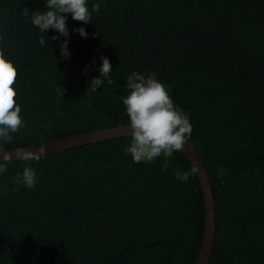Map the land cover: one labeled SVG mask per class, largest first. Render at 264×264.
I'll return each mask as SVG.
<instances>
[{"label": "trees", "instance_id": "trees-1", "mask_svg": "<svg viewBox=\"0 0 264 264\" xmlns=\"http://www.w3.org/2000/svg\"><path fill=\"white\" fill-rule=\"evenodd\" d=\"M97 2L92 23L68 14L66 38L21 15L46 10L44 0H0V47L18 69L25 120L4 150L127 125L128 75L155 72L189 115L187 144L209 177L207 264H264V0H87L89 9ZM80 27L86 38L73 31ZM101 56L113 82L86 90ZM129 144L124 136L9 161L0 173V264H195L201 187L196 175L174 176L191 164L181 152L166 171L163 156L134 163ZM25 166L36 170L34 188L15 183Z\"/></svg>", "mask_w": 264, "mask_h": 264}, {"label": "clouds", "instance_id": "clouds-1", "mask_svg": "<svg viewBox=\"0 0 264 264\" xmlns=\"http://www.w3.org/2000/svg\"><path fill=\"white\" fill-rule=\"evenodd\" d=\"M101 3H93L91 10L87 0H44V11H34L29 14L27 8L22 9L21 15L30 18L33 26L41 33H47L49 29L68 37L67 16L85 24L92 23V13L99 12ZM81 37L86 38L87 32L83 27L73 29ZM3 37L0 36V40ZM53 35L41 36L38 40L40 46H49V40H56ZM68 40L60 44V55L65 59L70 57L67 48ZM97 77L92 78L86 90L96 92L98 88L113 81L110 74L112 65L108 58L101 56ZM18 78V69L13 62L6 58L4 48L0 47V153L3 154L0 162V173L6 172V165L11 156L4 150L3 145L13 142L14 133L25 126V120L21 115L22 109L17 104V91L15 84ZM128 94L122 97L124 110L128 118L126 128L130 133V144L125 152L131 155L134 163H152L158 157L163 156L165 163L162 170L168 168L169 159L175 152L183 151L193 131L189 115L176 106L169 95V90L160 82L155 72L147 75L133 71L127 77ZM56 91L62 96L65 89L58 87ZM44 147L39 148V155L23 148H17L14 153L16 158L22 161L39 160ZM198 167L193 165L189 170L174 173L176 179L187 181L198 174ZM36 170L31 166H25L22 174L18 173L16 184H23L26 188H34L36 184Z\"/></svg>", "mask_w": 264, "mask_h": 264}, {"label": "water", "instance_id": "water-1", "mask_svg": "<svg viewBox=\"0 0 264 264\" xmlns=\"http://www.w3.org/2000/svg\"><path fill=\"white\" fill-rule=\"evenodd\" d=\"M124 136H130L129 130L126 128V125H117L110 128L95 129L92 131L71 135L58 140L49 141L23 149L39 155V148L44 147V152L40 155L43 156L46 154L63 151L69 148H74L81 145L102 141L105 139L118 138ZM5 152L11 156L10 161L17 160L14 154L16 152V149L7 150ZM180 152L189 161L191 166L195 165L199 169L196 177L199 181L203 196L205 219L202 241L195 264H207L214 239V201L211 185L206 168L201 162L197 153L192 149V147L187 144L184 146L183 151ZM2 156L3 154L0 153V162H2Z\"/></svg>", "mask_w": 264, "mask_h": 264}]
</instances>
